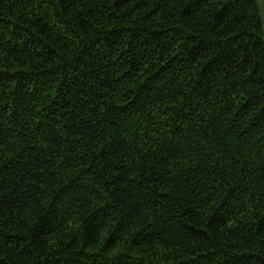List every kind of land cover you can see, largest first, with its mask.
Here are the masks:
<instances>
[{
  "label": "trees",
  "instance_id": "trees-1",
  "mask_svg": "<svg viewBox=\"0 0 264 264\" xmlns=\"http://www.w3.org/2000/svg\"><path fill=\"white\" fill-rule=\"evenodd\" d=\"M0 264H264L257 0H0Z\"/></svg>",
  "mask_w": 264,
  "mask_h": 264
},
{
  "label": "rangeland",
  "instance_id": "rangeland-1",
  "mask_svg": "<svg viewBox=\"0 0 264 264\" xmlns=\"http://www.w3.org/2000/svg\"><path fill=\"white\" fill-rule=\"evenodd\" d=\"M257 4L262 22V36L264 39V0H257Z\"/></svg>",
  "mask_w": 264,
  "mask_h": 264
}]
</instances>
